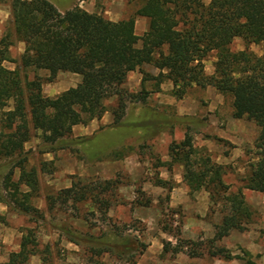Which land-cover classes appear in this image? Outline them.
I'll use <instances>...</instances> for the list:
<instances>
[{"label": "trees", "instance_id": "obj_1", "mask_svg": "<svg viewBox=\"0 0 264 264\" xmlns=\"http://www.w3.org/2000/svg\"><path fill=\"white\" fill-rule=\"evenodd\" d=\"M136 1L139 7L133 16L112 22L78 6L60 12L47 0H11L14 32L24 44L20 65L23 70H44L48 76L43 80L34 75L23 86L18 69L3 66V62L11 61L9 42L6 37L0 40V158L7 160L0 165V172L9 166L0 179V204L9 212L34 223L45 219L32 204L39 192V177L35 167H28V152L24 150L32 132L41 133L45 150L40 153L81 144L86 146L89 157L97 158L100 152L87 149L93 137L72 139L71 130L75 125L99 119L106 111L104 101L113 96L117 97L116 106L111 110L113 128L118 131L131 124L132 129H145L146 122H122L126 103L143 102L146 97L143 89L131 94L120 87L133 71L141 73V84L154 79L157 90L164 81H170V93L177 99L183 98L194 85L212 87L219 94L230 95L232 118H244L258 128L253 157L242 178L241 189L264 194V0H210L207 5L202 0ZM136 17L147 20V29L141 36L134 32ZM236 38L244 43V50L230 49ZM250 45L259 46L261 54L251 52ZM211 52L215 53L213 73L206 75L203 62ZM145 67L158 73L151 76L144 71ZM59 72L80 75V86L56 97L45 96L43 81L53 82ZM147 126L152 134L161 131L149 120ZM168 151L171 161L182 164L183 182L189 191L203 189L211 202L221 203V220L214 226L213 238L206 242V254L229 259L230 255L215 243L231 230H242L252 219L241 189L230 192L222 181L223 167L213 164L209 158L190 160L196 150L188 132L179 143H171ZM52 167V162H40L39 171L51 174ZM15 170L18 171L16 180ZM153 185L167 189L168 183L156 178ZM115 188L116 181L111 180L90 184L74 180L69 188L47 193V210L51 212L57 204L62 207L70 203L75 211L71 217L79 220V204L87 201L99 212L109 204L101 195ZM138 205L147 206L146 203ZM3 224L6 219L0 213V225ZM56 227L66 241L90 254V261L108 254L125 264H136L147 248L138 236L119 235L121 241L111 242L82 233L71 224ZM174 238L175 245L162 242L163 253L182 252L189 258L204 255L203 241L183 240L180 231ZM33 255L40 256V264H53L50 245L45 244L39 250L33 228H27L20 238L19 250L11 252L5 264H30L29 258Z\"/></svg>", "mask_w": 264, "mask_h": 264}, {"label": "rangeland", "instance_id": "obj_2", "mask_svg": "<svg viewBox=\"0 0 264 264\" xmlns=\"http://www.w3.org/2000/svg\"><path fill=\"white\" fill-rule=\"evenodd\" d=\"M47 1L54 5L55 8L60 12L67 11L72 9L74 6H78L82 10H84L83 8H87L89 9V13L99 14L105 19L109 20V18H113L114 20H116V22L123 19H128L129 17L133 16L135 11L139 7V4L136 0ZM202 2L207 5L210 0H202ZM5 37L9 42L8 56L11 61L3 62V66L9 70L18 69L23 86L25 82L27 80H31L34 75L44 80L48 76V73L46 71H33L32 69L23 70L20 65V57L24 51V44L20 40H18L14 32L11 0H0V40ZM230 49L233 52L241 51L245 49V45L239 38H236L233 40ZM248 49L258 56L261 54L259 46L250 45L248 46ZM214 62L215 53L211 52L205 58L203 63L204 72L206 75H211L213 73ZM145 68H147L151 75H154L152 69H149L148 67ZM48 84L49 83L43 81L42 87L47 88ZM149 89L150 86L148 87V90ZM206 90H210L211 92H206ZM220 96L222 99H220ZM186 97L192 99L198 104L199 108L197 110L196 116L194 117H175L173 108H170L168 106H154L151 107L150 110L144 111L142 109H137L136 107L128 108L127 103V115L126 117H123L122 122L124 124L132 122L134 120V117L140 114L139 117L143 118L140 119L139 122H141V124L143 122H146L144 124L145 129L138 131L132 129V125L130 124L125 129L119 128L118 131L114 130V133L112 135H107L105 132L98 133L92 138L90 142L87 143L88 150L95 149V152H100L97 158L89 157V153L86 152L84 148L86 146L82 147L83 145L81 144H71L69 145V147H66L64 149L54 150L53 152H56L55 157L57 156V154H59V158H73L77 161V163L81 162L87 168L93 167V169L90 171L94 170L95 162L97 160L101 158L106 159L105 154H107L113 147L118 150L117 154H119V156L121 157L120 159H122V156L127 157V155L135 153L137 155L136 160H138L139 164H124L122 169L115 171L107 167L103 174L87 175V177H79L77 173L80 171V169L78 170L76 167L73 168L74 172L72 175H65L72 181H77L78 179H80L82 183L85 184H90L95 181L103 182L105 180L116 181L115 189H112L111 192H107L104 195H101L103 198L108 199V207H105L98 212L96 208L87 201L79 204V210L77 212L78 214H80V217L78 220L71 217V214L75 213V211L73 210V206L70 203H67L62 207H59V205L57 204L54 210L44 215L45 219L42 222L40 221L38 223H34L32 221H29L27 217L18 216V218L21 219L16 220L18 224H21V230L24 229L23 233L26 230L25 228H33V231L38 240L39 250H41L45 244H51L53 254L52 258L54 259V261L57 259H69L72 264H111V262L113 264L125 263L121 260H116L108 254H102L99 257H94L90 261V254H87V252L84 253L82 251V248L78 247V252L66 249L62 245V241L65 239L62 235L59 234L56 227L63 223L71 224L82 233L87 232L88 234H92L95 238L102 237L105 241L107 240L111 242H119L121 241V236L119 237V235H131L138 236L143 243L147 244L151 239H153V237L157 236V234L160 233V237H158V239L161 245L163 241H168L175 245L176 239L174 238V235L177 231H181L180 227L182 222L181 211L179 209L169 208L168 206L170 196L169 193L171 192V189L175 185V183H168V185L166 186L167 189L162 188L163 194L158 196L156 192L150 191L152 188L147 182H150L152 184L153 181L159 177L161 171H164L165 169L170 171L171 168H169L168 166H164L165 163L162 161V158H164L166 155L169 156L168 148L171 143H179L180 141H171L170 143L166 142L157 133H154L157 136L153 137L154 134H152L150 130L146 129L148 127L147 121L149 120L153 125L156 124L158 126V129H160L161 131L164 130L165 132L175 130L178 134H180L181 129H183V131L188 129L186 132H188V134L192 136V140H194L195 133L205 135L210 134L208 132H211V129L208 126V116L205 115V111L207 110L209 103H211L212 105L216 104L217 108L215 110L216 112H218L219 110V115H221L222 117H229L232 112V97L230 95L219 94L212 87H193L187 92ZM217 97L218 101L221 103H216ZM110 106L112 105H107L106 108H110ZM11 107L12 103L9 102L8 108L10 109ZM40 134L41 133L37 131L32 132L31 139L27 144H25V151L28 152V167L33 166L38 162V158L34 154V152L41 154V150H45V146L41 142ZM71 138L73 139V137ZM119 140L120 142H124L123 146H113L111 148H107L109 145H112L116 142L120 143ZM221 143L223 144V142ZM165 145L167 146V148ZM223 145L227 150L225 152H227L228 154L230 146L225 144V142ZM195 150L196 153L190 158L191 161H198L207 157L213 164H216L212 159L211 154H209L206 149L197 147L195 148ZM253 152V148L251 149L247 147L245 148L242 159H239L236 165H220L224 170L222 181L229 187L230 192L237 191V189H239L243 185L242 178L247 172V166L249 165V162H251ZM5 162H7V160L0 158V165L4 164ZM135 162L137 161H134V163ZM52 168V173H55L57 169L55 167ZM7 169L0 172V179ZM17 173L18 171L15 170L13 177L14 179L17 178ZM63 176L64 175H62L61 177ZM45 178V180L47 181L48 177L46 176ZM182 184L183 187L188 190L185 183L183 182ZM47 189L48 191L55 193L51 188L47 187ZM168 189L170 191H168ZM188 192L193 193L195 191L188 190ZM203 192L207 193L209 199V194L207 191L201 189L198 190L197 193ZM152 193L154 194V196H152ZM139 203H146L147 205V211H144L143 213L145 219H147V222H141L138 219H132V217H129V211L132 212V210H136L140 207H145L138 205ZM220 204L221 203L219 202L217 204H214L209 200V207L206 217L208 221H212V218H217L218 221L216 222V224L220 222L221 214L219 213V209H221L222 207V205ZM0 208L2 207L0 206ZM58 208H60L62 212L66 213L63 214L61 211H59ZM0 210L2 211V209ZM146 212H148L147 215ZM10 213L12 212H9L7 210L6 215ZM137 214L139 213L137 212ZM134 220H136V222H134ZM130 227H132L131 230ZM163 228H166L167 231L163 232ZM207 241V239L203 240L204 245L201 248L204 254L207 251ZM193 242L201 241L199 239H196ZM1 253H3V247L0 243V254ZM160 255L161 257L159 259L161 260V264H173V261L177 254H173L170 252H161Z\"/></svg>", "mask_w": 264, "mask_h": 264}, {"label": "crops", "instance_id": "obj_3", "mask_svg": "<svg viewBox=\"0 0 264 264\" xmlns=\"http://www.w3.org/2000/svg\"><path fill=\"white\" fill-rule=\"evenodd\" d=\"M83 9L89 12V9ZM109 20L112 22H116V20H114L113 18H109ZM146 29L147 20L142 17H137L134 24L135 35L141 36L146 31ZM144 71L149 73L147 68H145ZM153 73L154 75H151L150 73L149 74L151 76H155L158 71L153 70ZM141 80V73L139 71H133L127 74L125 83L120 86L131 94H138L142 89L145 92L146 97L143 102H127L128 108L136 107L137 109L148 111L151 107L154 106H168L170 108H173L175 117L196 116L197 110L199 108L197 102L186 97V95L181 99L173 97L170 93L172 89V84L170 81H164L159 85V89L157 90L154 79L147 80L142 84ZM81 82L82 78L80 75L59 72L56 74L54 81L47 85V88L42 87V93L48 97H56L65 91L77 89L80 86ZM149 86L150 89L148 90ZM193 87L196 86L194 85ZM208 91L210 90H206V92ZM216 99V103H221L218 101V97ZM220 99H222L221 96ZM116 103L117 97L115 96L106 99L104 101V106L106 107L110 104L112 106H110V108H106V111L99 119H93L86 125L73 126L71 130V137L90 139L101 132H105L107 135H112L115 129L112 126L113 115L111 113V110L115 108ZM216 108V104L212 105L211 103H209L207 110L205 111V115L208 116V126L211 129V132H208L210 134L205 135L195 133L193 147L206 149L207 152L211 154L212 159L218 165H236L237 161H239V159H242L245 148H253L254 141L258 134V128L253 122L247 121L244 118L233 119L231 115L229 117H222L221 115H219V110L218 112H216ZM126 115L127 111L125 109L124 116L126 117ZM139 115L134 117V120L132 121L134 124L139 123V120L143 118L139 117ZM187 130L188 129L183 131V129H181L180 134H178L175 130L168 132H165L163 130L158 134L166 142H178L184 139V135ZM220 141L223 142V144L225 142V144L230 146L228 154L227 152H225L227 151L225 146ZM116 143L109 145L107 148H111L113 146H123L124 142L122 141L120 143ZM117 151L118 150L116 148H111L110 151L105 154L106 159L101 158L95 162V168L93 171H90L93 169V167L87 168L81 162L77 163V161L73 158H59V154H57V156L55 157L56 152L54 153L53 151L43 152L41 154L34 152V154L38 158L37 164L33 165V167L36 168L39 177V192L38 195L33 197L32 199L33 206L40 210L44 215L47 214L48 210L46 196L47 193L50 192L48 191L47 187L51 188L54 192L69 188L71 186L72 180L70 178H67L65 175H72L74 172L73 168L75 167L78 170L80 169L79 172L77 171L79 177H87V175L103 174L107 167L115 171L122 169L124 164H139L138 160H136L137 155L135 153L127 155V157L122 156V160L120 159L121 157L119 156V154H117ZM134 161L137 162L134 163ZM162 161L165 163V167L168 166L171 169L170 171H168L167 169L161 171L158 178L167 183H175V185L171 189V192L169 193L170 196L168 206L169 208L179 209L181 211L182 222L180 227V238L192 241L196 239H199L200 241L212 239L215 232L214 226L216 225V222L218 220L217 218H212V221H208V219L206 218L209 207V199L207 193H197L198 191H195L193 193L188 192V190L185 189L182 184V164L179 161H171V158L167 155L162 158ZM40 162H52L53 167H55L57 171L48 175L45 173H41L39 171ZM62 175L64 176L61 177ZM46 176L48 177L47 181L45 180ZM147 183H149V186L152 188L150 191L156 192L158 196L163 194L162 188L154 186L153 183ZM241 187L239 189H241ZM21 189L23 191H27L26 187H22ZM241 193L246 205L249 207V210L252 213V219L250 220V222L243 225L242 230H231L227 236L223 237L221 240L215 243V246L224 249L230 255V258L226 259L222 257H209L206 253L201 257L189 258L187 255H185V253L181 252L176 255L173 264H247V262H251L253 264H264V233H262L264 229V194L246 189H241ZM152 196H154L153 193ZM0 206L2 207L0 209H2L3 211L2 212L0 210V213L4 215L6 219V224L0 225V243L3 247V253L0 254V264H5L8 260V255L11 252H17L19 250L20 238L23 234L24 229L21 230L22 226L17 222L18 219H21L18 218V216L20 215H17L15 213L6 215L7 208L1 204ZM144 211H147L146 207H140L136 210H132V212L129 211V217H132V219H138L141 222H147V219H145V216L143 215ZM137 212L139 214H137ZM147 214L148 212H146V215ZM158 237H160V233H158L157 236L153 237V239H151L149 243H147L145 252L139 257L136 264H161V260L159 258L161 257L160 254L162 252V245ZM49 245L50 247H52L51 244ZM62 245L68 250H74L78 252L79 248L66 240L62 241ZM29 263L40 264V256H31L29 258ZM52 263L72 264L69 259H57L55 261L54 259H52ZM111 264L113 263L111 262Z\"/></svg>", "mask_w": 264, "mask_h": 264}]
</instances>
